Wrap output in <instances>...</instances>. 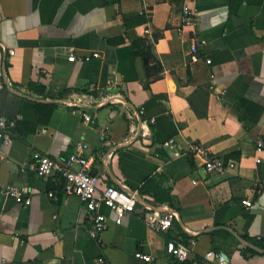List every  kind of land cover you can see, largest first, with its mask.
Returning <instances> with one entry per match:
<instances>
[{"label":"crops","instance_id":"crops-1","mask_svg":"<svg viewBox=\"0 0 264 264\" xmlns=\"http://www.w3.org/2000/svg\"><path fill=\"white\" fill-rule=\"evenodd\" d=\"M137 36L155 41L159 76L134 57ZM70 51L101 58L71 63ZM0 118L15 122L10 143L0 140V189L27 187L32 199L0 196V264H216L211 252L264 264V0H0ZM79 141L95 157L99 192L139 197L121 225L102 207L101 242L85 205L29 166L36 152L67 158ZM190 143L235 168L206 173L186 155ZM156 213L173 215L164 233L150 226ZM192 240L190 261L167 254L168 242Z\"/></svg>","mask_w":264,"mask_h":264},{"label":"built area","instance_id":"built-area-1","mask_svg":"<svg viewBox=\"0 0 264 264\" xmlns=\"http://www.w3.org/2000/svg\"><path fill=\"white\" fill-rule=\"evenodd\" d=\"M193 13L188 6L183 10V27H190L193 25ZM192 59L197 61L199 56L198 43H193L190 48ZM14 52H11L13 55ZM101 55L94 52L90 55L77 57L73 51H70L68 56L69 62H91L100 59ZM211 64V60L207 61ZM113 85V83H111ZM210 91L214 90V86L209 87ZM73 105V104H71ZM144 111H141L143 114ZM86 122L91 121V117L84 116ZM15 122H7L5 119L0 118V140L4 144L10 143V138L6 134L7 129L14 128ZM174 145V140L169 141L166 146L171 147ZM258 153L263 152L261 144L257 146ZM186 155L191 156L196 160L203 163L205 172L211 173H224L235 168L236 163L233 161H225V159L212 153L208 147L201 143H190L187 147ZM95 163V157L90 153L89 145L84 141H79L76 144L75 152L71 153L67 158H51L48 155L41 153H34L30 168L40 178L56 177V184L61 188V191L66 196L77 197L81 203L85 205L89 211L92 228L90 235L93 240L101 242L102 234L108 228V218L105 216L101 209L102 207L108 208L113 213V221L117 225H121L124 219L135 212L136 206L139 203V197L136 192L129 191L128 189H119L113 186L106 188L104 191L99 192V178L92 174V167ZM257 164L264 163V157L256 159ZM22 172H26V168H22ZM0 196L13 200L15 203L28 207L32 203L31 193L27 187H17L13 185H3L0 189ZM50 198H55V194L51 191L48 193ZM247 207H252L251 201H243ZM154 217L150 222V226L159 232H166L171 227L172 213L159 214ZM260 240V238H259ZM196 241L192 240L190 245L182 242L170 241L166 245V252L169 256L174 257L182 263L190 261L191 246H195ZM136 256L145 262L149 263L153 259L148 255L137 253ZM207 259L216 261V264H224L225 260L222 255L215 253L207 254ZM101 263H104L100 259ZM191 264H200L198 260H192Z\"/></svg>","mask_w":264,"mask_h":264},{"label":"trees","instance_id":"trees-1","mask_svg":"<svg viewBox=\"0 0 264 264\" xmlns=\"http://www.w3.org/2000/svg\"><path fill=\"white\" fill-rule=\"evenodd\" d=\"M139 19H140L139 23L147 21V19L145 17H141ZM125 24H126V27H128V23H126V18H125ZM131 40H132V46H133V50H134V57L135 58H142L144 61H147L146 69H147V73H149V75L155 74L156 76H159L163 72V68L160 65V61L157 58L155 51H154L155 41H153L147 37L142 38V37H138V36L132 37ZM150 61H155V66L153 68L149 67ZM149 83H150V79H147V86L149 85ZM31 87L33 89H36V87L34 85H31ZM260 242H263V240L261 239ZM262 244H259V245L262 246Z\"/></svg>","mask_w":264,"mask_h":264},{"label":"water","instance_id":"water-1","mask_svg":"<svg viewBox=\"0 0 264 264\" xmlns=\"http://www.w3.org/2000/svg\"><path fill=\"white\" fill-rule=\"evenodd\" d=\"M181 6H182V8H183L184 4L182 3V5H181ZM257 250H258V249H257Z\"/></svg>","mask_w":264,"mask_h":264}]
</instances>
